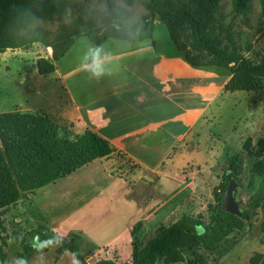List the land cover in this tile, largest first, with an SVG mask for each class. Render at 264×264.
Here are the masks:
<instances>
[{
  "label": "rangeland",
  "instance_id": "1",
  "mask_svg": "<svg viewBox=\"0 0 264 264\" xmlns=\"http://www.w3.org/2000/svg\"><path fill=\"white\" fill-rule=\"evenodd\" d=\"M148 1L130 0V3H127L125 0H82L72 4L64 15L48 21L34 22L32 26L22 30L20 35L26 34L31 29H39L45 33V39L54 44L65 37H73L76 32H84L87 27L98 35L108 26L114 25L119 29L117 24H120L129 31V28L142 25L146 21L155 24L152 33L155 50L161 54L174 52L175 48L165 27L158 23L157 19L149 21L146 18L148 13L144 4ZM231 1H222L217 21L223 29L230 27L235 44L246 58L254 59L256 54H264V14L261 12L259 0H250V9L245 15H236L232 11ZM129 35L134 37L136 34ZM134 44L138 43L109 39L101 45H95L83 36L77 37L66 54L55 62L56 71L48 75H39L35 62L39 58L50 59L53 55L51 47L34 43L26 50H6L0 53V114L30 112L47 115L44 110H48V107L51 110L56 109L58 104L64 105L65 101L70 104L71 98L76 103L84 105V108L87 107L88 102L102 99L106 94L104 88L110 87L104 79V66L107 61L114 60L117 58L116 55H125ZM140 46L142 51H150L152 48L150 41H144ZM199 70L191 67V76L198 75ZM208 72H223L222 74L225 75V70L220 68H211ZM193 92L198 91L193 90ZM38 93L43 102L38 106L41 108L40 111H37V107H30L32 104H37L34 97ZM158 98L162 99L160 96ZM193 101H190V123L200 110L193 107ZM181 104L187 106L188 102L184 101ZM169 131L174 137L164 140L162 133H158L152 140L153 154L143 157L153 160V163H156V159H164L163 164L157 167L159 174L175 178L185 175L194 177L195 184L189 185L188 192L173 202V205L181 201L183 204L175 209L172 219H167L168 221L158 230L170 226L182 215H199L204 222L209 221L207 206L213 201L212 190L219 184L226 170L227 160L232 155L239 157L242 168L235 179L236 200L242 211L249 210L242 230L232 234L217 251L213 253L197 251L194 256H188L181 264H251L250 260L254 257L257 260L258 255L261 256L258 262H262L264 260V186L261 188V197L254 206V199L248 197L246 192L253 160L243 150V144L246 140H250L251 146L257 149V142L264 140V85L251 92L221 91L216 101L207 108L206 117L198 120L182 142H178V138L182 135L181 132L178 133V128ZM60 135L69 139L74 137L65 129L61 130ZM147 173L144 168L135 170L137 177ZM204 183L211 186L207 188ZM132 184L133 181L128 179L117 181L105 192H109L111 188L127 192L131 190ZM177 188L176 181L160 177L151 187L153 190L151 198L142 204L144 213L148 205L161 201ZM42 192L36 191L32 199L27 195L5 209L0 243L8 255L6 264H79L69 252L61 253L58 239L42 238L41 215H45V209L48 208L46 202L44 208L42 207ZM103 198L105 204L110 199L108 193ZM49 203L48 210H57L52 202ZM112 208L119 210L118 217L122 219L117 218L115 214L110 215L108 210ZM124 210L125 207L117 202L109 203L108 207L96 214V217L102 215V227H96L89 233L96 239L105 241L116 229L122 228L125 221L131 219L130 215L126 216ZM50 219H53V216H50ZM73 220L75 217L68 221ZM155 234L156 232L151 236L145 233L137 243L142 246ZM67 239L68 237L60 240ZM87 247L89 246L86 245L80 250L86 264H95L98 260L109 258L117 264L130 263L131 259H125L123 250H119V253L114 247H108L100 252L93 251L87 254ZM119 258L122 261L118 260Z\"/></svg>",
  "mask_w": 264,
  "mask_h": 264
},
{
  "label": "trees",
  "instance_id": "2",
  "mask_svg": "<svg viewBox=\"0 0 264 264\" xmlns=\"http://www.w3.org/2000/svg\"><path fill=\"white\" fill-rule=\"evenodd\" d=\"M82 0H0V53L6 50L28 49L34 43L51 47L52 57L39 58L35 67L39 75L55 71V62L62 58L72 46L74 39L87 38L95 45L108 39L126 42L153 40L154 25L144 21L142 25L127 29L117 24L108 26L96 35L90 27L84 32H76L73 37H65L51 44L45 33L31 29L26 34L20 32L38 20L48 21L64 15L74 3ZM130 3V0H125ZM223 0H149L144 4L149 21L158 20L167 31L177 53L194 68L225 70L230 76L224 85L225 92H251L264 85V54H256L254 59L241 53L230 33V27L223 29L217 15ZM232 11L245 15L250 9V0H232ZM264 14V0H259ZM136 35L130 36L129 34ZM249 51V50H248ZM223 73V72H222ZM61 128L47 115L30 112H7L0 114V232L3 230V213L27 195L66 178L94 160L110 156L113 149L109 143L85 130L69 139L60 135ZM257 149L250 140L243 144V150L253 160L250 167V180L247 195L254 199V206L261 197L264 186V140L257 142ZM240 159L232 155L227 160L225 172L219 184L212 190V203L207 210L209 221L202 217L182 215L177 221L161 228L139 246L132 243L129 264H181L197 251L213 253L232 234L242 230L249 210L240 216L227 213L221 205L222 194L231 180L241 172ZM253 201V200H252ZM136 228L132 236L136 235ZM42 238L47 236L42 232ZM58 239V238H56ZM59 240L61 253L69 252L79 264H86L80 254L86 243L75 233L67 240ZM87 254L95 249L88 245ZM252 258L251 264H264ZM8 255L0 243V264H6ZM16 264V263H13ZM95 264H117L110 259L98 260Z\"/></svg>",
  "mask_w": 264,
  "mask_h": 264
},
{
  "label": "crops",
  "instance_id": "3",
  "mask_svg": "<svg viewBox=\"0 0 264 264\" xmlns=\"http://www.w3.org/2000/svg\"><path fill=\"white\" fill-rule=\"evenodd\" d=\"M145 41H150V51H142L140 43L144 41H139L135 42L139 45L134 44L125 55H116L117 58L107 61L104 79L110 87L104 88L106 94L102 99L90 101L84 108V105L71 98L70 104L65 101L64 105L58 104L56 109L48 107V110H44L71 136L89 130L105 139L113 149L110 156L94 160L66 178L40 189L43 191L42 207L46 202V207L49 208V202H52L57 208H47L45 215H41L39 223L47 237L65 239L69 234L75 233L81 236L84 243L92 245L94 252L114 247L118 251H124L125 259H131L133 238L138 241L145 233L151 236L157 233L164 222L172 219L175 209L183 204L181 201L173 205V202L188 192L189 185L195 184L194 177L185 175L175 178L159 174L157 167L163 164L164 159H156V163H153V160L143 156L153 154L152 140L158 133H162L165 140L174 137L169 134L170 129L178 128V133H182L178 142H182L198 120L206 117L207 108L216 101L230 76L200 69L199 74L192 77L191 66L181 54H175L176 50L161 54L155 50L154 40ZM34 99L37 104L30 107L38 108L43 104L40 93ZM191 100H194L193 107L200 109L194 115L192 123L189 122ZM184 101L188 102L187 106L181 104ZM40 110L41 108L37 109ZM186 116L187 122L184 121ZM142 168L148 173L137 177L135 170ZM159 176L176 181L178 188L161 201L148 205L144 213L142 204L151 198V187L157 183ZM124 179L133 181L131 190L120 192L117 188H111L109 192H105L115 182ZM204 185L207 188L211 186L207 183ZM107 193L110 199L105 204L103 197ZM34 195H30L31 199ZM111 202L124 206L126 216L130 215L131 219L125 221V225L116 229L105 241L98 240L89 232L102 227V215L96 217V214ZM85 208L87 209L83 212ZM108 211L110 215L115 214L117 218H121L118 217V209ZM74 217L75 220L68 221ZM134 228L136 235L133 237ZM118 260L122 261L120 258Z\"/></svg>",
  "mask_w": 264,
  "mask_h": 264
},
{
  "label": "water",
  "instance_id": "4",
  "mask_svg": "<svg viewBox=\"0 0 264 264\" xmlns=\"http://www.w3.org/2000/svg\"><path fill=\"white\" fill-rule=\"evenodd\" d=\"M236 189L237 183L235 180H231L222 194L221 205L227 213L240 216L242 210L239 207V202L236 200ZM133 240L135 241L136 238L134 237Z\"/></svg>",
  "mask_w": 264,
  "mask_h": 264
},
{
  "label": "clouds",
  "instance_id": "5",
  "mask_svg": "<svg viewBox=\"0 0 264 264\" xmlns=\"http://www.w3.org/2000/svg\"><path fill=\"white\" fill-rule=\"evenodd\" d=\"M94 63H95V61H94ZM98 67V66H97Z\"/></svg>",
  "mask_w": 264,
  "mask_h": 264
}]
</instances>
